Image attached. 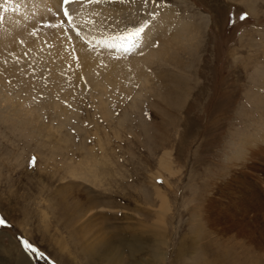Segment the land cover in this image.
Instances as JSON below:
<instances>
[{"label":"rangeland","instance_id":"374dc122","mask_svg":"<svg viewBox=\"0 0 264 264\" xmlns=\"http://www.w3.org/2000/svg\"><path fill=\"white\" fill-rule=\"evenodd\" d=\"M103 1L118 8L102 47L168 10L197 38L188 50L169 38L171 61L152 66L148 83L131 76L102 100L79 81L75 39L97 45L83 29L75 51L47 67L67 80L28 70L22 89L3 72L4 96L25 106L0 105V264H264V0ZM32 20L57 36L63 19ZM62 39L51 47L63 52ZM241 139L245 161L234 156ZM84 244L101 247L88 260Z\"/></svg>","mask_w":264,"mask_h":264},{"label":"bare ground","instance_id":"6f19581e","mask_svg":"<svg viewBox=\"0 0 264 264\" xmlns=\"http://www.w3.org/2000/svg\"><path fill=\"white\" fill-rule=\"evenodd\" d=\"M5 1H7L8 4ZM116 6L118 8V5ZM116 6L114 3L108 5L104 3L103 0H98V2H89V0H70L69 3L64 5V8L67 9L69 15L73 18L72 24H69L68 16L67 18H64L63 16V0H0V87L3 88L2 83L4 84L5 80L2 74L4 71L8 70L13 72L9 73L10 75L18 77L21 80V82L19 81L18 83L22 89L26 87L29 88L30 86L26 83L24 78V75L28 70L34 77H43L50 72V81L52 82H54L55 78L59 77H66L67 80L68 75L62 69L57 68V70L51 71L47 70V67L61 65L63 57L72 54L75 51L72 47L74 32L83 29L85 36L97 45L94 50L92 49L93 51H87L85 45L75 39V45L78 46L76 57L82 62V66L85 69V71L82 72L84 78L79 81L85 86H94L95 89L101 93L102 100L103 96H107L106 89H111L113 87V90L117 85L123 84L124 86H128L131 84V76H133L132 79L135 83L136 81L148 83L147 79L150 76H155L154 73L149 72L151 67L155 66L158 62H168L169 60L167 58L171 51L167 46L169 45V38L175 41V43H173L175 44V47L181 45V49L187 50L189 49V44H191L190 42L197 38L194 36L195 34L193 35L192 33H196L199 29H190L188 25L189 23L183 24L175 22V19L173 18L174 16L169 15L168 10L166 11L167 16L166 18L164 17L165 19L163 21L156 20L152 25L144 29L141 36L135 40V47H132L133 37L131 36H126L124 39H120L115 43H110L112 46L111 48L102 47L105 45L100 44L102 39L100 29L113 22L112 18L117 16ZM49 12H53V14H48ZM54 15H59V18H61V20L63 19L62 22L66 19V21H64L65 23H59L62 27H60L61 30H59L57 36H53L55 35V31L53 30L52 33L54 34H39V24L34 20L29 23V20L33 16L44 17L45 19H49L48 22H50L51 20H54ZM167 20L170 22H167ZM52 21L50 22L51 24L59 22L57 19L53 22ZM33 29H35L34 32ZM51 29L52 27L50 30ZM58 35H66L69 37V40L62 39L67 45L63 52L60 50L56 51V47H51L52 44L54 45ZM105 35L110 37V32L107 31ZM102 48L104 49V52H101L100 49ZM125 48H130V51H124ZM123 52H126V55L122 56L121 54ZM40 59H42V64ZM30 68L32 70H30ZM133 86L135 89V85ZM48 87L50 86L48 85ZM2 104L6 109L5 111H11L14 113H19L21 111V106H25L24 103L22 104L18 101L14 102L10 97L4 96L0 89V105ZM247 146L249 147L247 142H245V140L243 141V139L236 144V152L234 155L236 156V159L242 161L247 160ZM164 170L171 171V165L165 166ZM165 195H162L160 206L161 211L168 208V200ZM82 206L84 205H77L72 208V212L75 213V216L79 217L82 215L81 213L85 209ZM71 218H73V216ZM162 219L164 220V218ZM79 230H84V226H81V229L79 228ZM106 243L107 244H104L107 247V251L114 242L109 243V240H107ZM157 243L162 242L159 240ZM87 245L88 244H84V247H82L84 254H86L88 260H90V250L97 254L101 246L99 244H95V246L93 245L92 247ZM90 247L92 249H90ZM109 264H116V262L109 261Z\"/></svg>","mask_w":264,"mask_h":264},{"label":"snow or ice","instance_id":"6c2138e0","mask_svg":"<svg viewBox=\"0 0 264 264\" xmlns=\"http://www.w3.org/2000/svg\"><path fill=\"white\" fill-rule=\"evenodd\" d=\"M69 2H70V0H64V3H65V4H67V3H69ZM89 2H98V0H89ZM64 15H65V16H68V23H69V24H72V22H73V18L69 15L67 9H65V11H64ZM62 23H63V22H62ZM49 26L51 27V26H53V25H49ZM57 27H58V26H57ZM145 27H146V26L142 25V26L139 27V28H135V29L129 34L131 37H133L132 47H135V40L138 39V38L141 36V34L144 32ZM124 51H130V48H125ZM0 223H3V221L0 220ZM25 246L27 247V249H28L29 251H35V249H33V248L31 247V245L28 244V242H25Z\"/></svg>","mask_w":264,"mask_h":264},{"label":"trees","instance_id":"16d2710c","mask_svg":"<svg viewBox=\"0 0 264 264\" xmlns=\"http://www.w3.org/2000/svg\"><path fill=\"white\" fill-rule=\"evenodd\" d=\"M35 252V254L37 255V256H39V254L36 252V251H34Z\"/></svg>","mask_w":264,"mask_h":264}]
</instances>
